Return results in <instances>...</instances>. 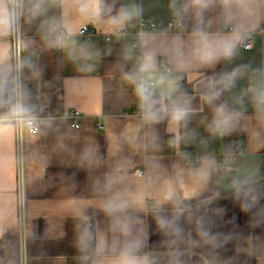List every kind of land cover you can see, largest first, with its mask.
I'll list each match as a JSON object with an SVG mask.
<instances>
[{
    "label": "crops",
    "instance_id": "1",
    "mask_svg": "<svg viewBox=\"0 0 264 264\" xmlns=\"http://www.w3.org/2000/svg\"><path fill=\"white\" fill-rule=\"evenodd\" d=\"M84 4L85 0H43L40 12L33 16L32 35L23 50L38 53L42 111L28 112L24 90L25 114L41 118V131L17 130L9 120L11 113H0V264H21L20 217L26 221L27 264H94L78 245V235L86 227L107 231L103 181L118 164L123 169L121 190L142 202L137 224L148 238V248L160 247L163 237L153 209L171 188L174 198L187 205L191 215L202 219L213 234L203 243L181 246L184 264H264V117L254 112L245 94L250 69L264 72V13L247 28L248 33L255 32L250 49L240 47L233 59L193 70L181 80L195 111L187 127L177 130L168 121L143 124L132 112L138 108L133 86L124 74L104 75L102 69L104 59H121L124 73L135 70L138 54L131 42L116 37L106 40L116 32L134 35L140 45L148 47L176 36L181 29L187 35L197 20L195 10L188 6L190 0H124V10L134 4L143 8L141 16L124 25L102 18L100 12L98 17L87 18L80 11ZM143 19L164 25L151 33L141 28ZM169 19L181 20L182 27L168 31ZM203 21L213 31L227 30L218 7L204 12ZM85 24L95 30L90 38L78 35ZM12 37L0 39V71L6 73V83L13 81L17 66ZM23 50L20 65L25 88ZM219 67L223 74L235 71L242 76L225 92L229 108L238 114L235 130L226 136L212 133V118L204 117L201 99L204 82ZM75 111L81 114L79 129L64 120ZM175 137L179 139L170 146ZM237 141L244 142V149L232 156L233 170L228 171L219 159L235 153ZM194 149L200 152L199 164L186 162L184 154ZM209 158L219 167L214 165L205 179L200 171ZM50 169L83 175L87 197L48 200L45 174ZM234 182L243 185V197L234 192ZM185 227L191 230L190 224Z\"/></svg>",
    "mask_w": 264,
    "mask_h": 264
},
{
    "label": "clouds",
    "instance_id": "2",
    "mask_svg": "<svg viewBox=\"0 0 264 264\" xmlns=\"http://www.w3.org/2000/svg\"><path fill=\"white\" fill-rule=\"evenodd\" d=\"M42 3L43 0L39 3L0 0V39L11 35L26 13L37 15ZM100 5L101 0H85L80 11L93 19L99 15ZM188 6L195 10L197 20L187 35L181 29L166 41L153 42L152 47L141 42L135 70L124 73L125 80L134 88L140 119L145 125L168 121L177 130L186 128L195 109L188 93L182 90L181 80L193 70L212 67L238 55V49L247 43L250 22L264 13V0H190ZM213 7L220 9L226 31H213L204 23L203 13ZM142 13V6L134 4L111 22L124 25ZM0 64H3L2 57ZM237 78L242 76L234 71L204 82L201 99L212 106L210 130L214 135L226 136L235 130L237 111L229 108L227 102H215L224 92L231 91ZM5 83L6 73L0 71V93ZM245 94L249 96L254 112L264 117V72L260 69H250ZM178 139L175 137L171 143L175 144ZM184 155L190 156L189 153ZM214 165L219 167L209 158L202 164L200 175L206 179ZM122 172L118 164L104 177L105 190L101 195L102 211L109 220L107 231L86 227L78 235V245L94 264H184L182 245L192 247L197 241L203 243L205 237H212L206 223L191 215L190 208L178 202L171 194L172 189L168 188L153 209L155 225L163 239L158 249L148 248V238L138 230L137 224L136 213L142 209V202L121 190ZM233 188L240 197L245 195L243 185L234 182ZM166 204L170 206L167 210ZM186 223L191 225V230L186 229Z\"/></svg>",
    "mask_w": 264,
    "mask_h": 264
},
{
    "label": "built area",
    "instance_id": "3",
    "mask_svg": "<svg viewBox=\"0 0 264 264\" xmlns=\"http://www.w3.org/2000/svg\"><path fill=\"white\" fill-rule=\"evenodd\" d=\"M22 19V18H21ZM21 19L15 28V30L12 33V38L14 42V58L16 59V72L13 78V107L11 112V118H9L10 121H12L17 130H20L22 128L27 129L30 133H39L41 131V118L37 116H27L25 114V95H24V85H23V79H22V72H21V54H22V34H21ZM163 22L160 23H154L149 22L146 19H143L141 21V28L146 29L148 32H156L159 27L163 26ZM183 25L181 20H175V19H169L166 23V26L168 28V31H175L178 28H181ZM95 30L94 28L89 25L85 24L83 25L78 32L79 37L81 38H90L94 34ZM65 32L61 31L60 36H64ZM141 35V34H140ZM114 37L118 38V40L123 41H130L131 47L135 51L136 54H140V44L136 40V36L129 35L125 32H116L112 35L107 36L106 40L111 41ZM255 32H250L248 35L247 43L242 46L241 48L248 50L252 47L254 42ZM58 50H61V45H58ZM164 69V65H163ZM133 113H136L139 115V108H134L132 111ZM80 118L81 114L79 111H75L70 113L69 115H66L64 117V120H68L71 124L72 128L79 129L80 128ZM170 146H172V143H170ZM244 149V142L243 141H237L236 147H235V153L228 154L225 156H222L219 161L220 163L228 170L232 171L233 167L231 164L232 156H238L240 153H242V150ZM190 156H186V162L188 163H194L199 164L200 162V152L197 149H194L193 151L189 152ZM193 158V160H192ZM137 173L141 174V171H138ZM20 240H21V254H20V263L21 264H27V258H26V221L23 217H20Z\"/></svg>",
    "mask_w": 264,
    "mask_h": 264
},
{
    "label": "trees",
    "instance_id": "4",
    "mask_svg": "<svg viewBox=\"0 0 264 264\" xmlns=\"http://www.w3.org/2000/svg\"><path fill=\"white\" fill-rule=\"evenodd\" d=\"M124 11V0H101L100 15L104 19L115 18ZM34 27V18L25 14L21 19L22 43L25 45L31 37ZM38 54V53H37ZM102 74H124V65L121 59H104ZM221 67L210 73L212 77L219 78L222 75ZM226 102L225 92L215 103ZM48 105H46V109ZM44 109V108H43ZM134 110V109H133ZM132 110V111H133ZM203 114L208 121L212 118V106L203 102ZM235 151V150H234ZM46 198L48 200H75L87 197V180L78 172L66 169H50L45 174ZM88 215H90L88 213Z\"/></svg>",
    "mask_w": 264,
    "mask_h": 264
},
{
    "label": "water",
    "instance_id": "5",
    "mask_svg": "<svg viewBox=\"0 0 264 264\" xmlns=\"http://www.w3.org/2000/svg\"><path fill=\"white\" fill-rule=\"evenodd\" d=\"M23 71L27 80L25 81L26 108L30 114H40L42 106L38 101L39 79H38V55L37 52L27 48L23 50ZM13 107V82L5 83L3 92L0 93V113L10 114Z\"/></svg>",
    "mask_w": 264,
    "mask_h": 264
},
{
    "label": "rangeland",
    "instance_id": "6",
    "mask_svg": "<svg viewBox=\"0 0 264 264\" xmlns=\"http://www.w3.org/2000/svg\"><path fill=\"white\" fill-rule=\"evenodd\" d=\"M24 47H25V45H23V43H22V50H23Z\"/></svg>",
    "mask_w": 264,
    "mask_h": 264
}]
</instances>
